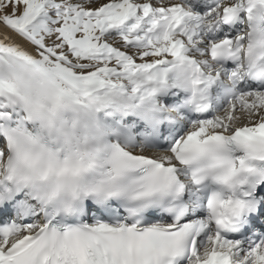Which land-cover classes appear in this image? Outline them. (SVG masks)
<instances>
[{
    "label": "snow or ice",
    "instance_id": "snow-or-ice-1",
    "mask_svg": "<svg viewBox=\"0 0 264 264\" xmlns=\"http://www.w3.org/2000/svg\"><path fill=\"white\" fill-rule=\"evenodd\" d=\"M0 264H264V0H0Z\"/></svg>",
    "mask_w": 264,
    "mask_h": 264
}]
</instances>
